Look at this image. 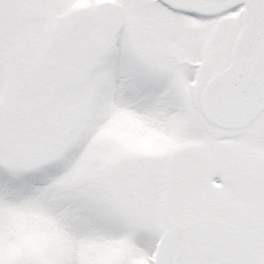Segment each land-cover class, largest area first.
<instances>
[{
    "label": "snow or ice",
    "instance_id": "6c2138e0",
    "mask_svg": "<svg viewBox=\"0 0 264 264\" xmlns=\"http://www.w3.org/2000/svg\"><path fill=\"white\" fill-rule=\"evenodd\" d=\"M0 264H264V0H0Z\"/></svg>",
    "mask_w": 264,
    "mask_h": 264
}]
</instances>
